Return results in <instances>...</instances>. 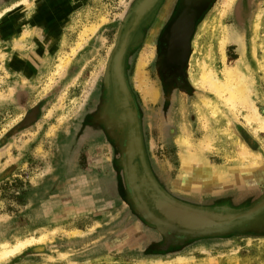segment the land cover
I'll return each instance as SVG.
<instances>
[{"label": "rangeland", "instance_id": "rangeland-1", "mask_svg": "<svg viewBox=\"0 0 264 264\" xmlns=\"http://www.w3.org/2000/svg\"><path fill=\"white\" fill-rule=\"evenodd\" d=\"M143 1L0 0V264H264V213L180 232L161 222L143 184L220 215L264 198V0H213L177 80L160 81L142 31L126 69L143 123L135 159L117 125L128 111L114 72ZM204 71L240 85L247 106L229 107L202 84ZM109 107L117 118L105 131ZM188 155L208 170L204 187L179 185L202 169L185 171Z\"/></svg>", "mask_w": 264, "mask_h": 264}, {"label": "flooded vegetation", "instance_id": "flooded-vegetation-1", "mask_svg": "<svg viewBox=\"0 0 264 264\" xmlns=\"http://www.w3.org/2000/svg\"><path fill=\"white\" fill-rule=\"evenodd\" d=\"M212 1L154 0L150 8L142 16L138 25L132 31L128 32L129 27L122 37L120 45L125 42V49L120 61L119 71L114 72L116 78L115 94L118 101L125 102V108L128 112L126 113V110L122 108L121 115L125 116L126 122L117 125L123 128L125 127V138L128 137L134 144V151L131 152V155L135 159H139L141 156L139 143L142 140L141 126H143V123L138 118V107L135 102H132V96L126 84V69L133 51L132 48L139 41H143L146 33L149 32L145 41L146 44L153 47L152 68L160 77V81L168 82L170 80L180 79L179 74L184 71L183 61L185 54L187 49L189 50V46L194 38L193 29L199 23L203 14L210 8ZM146 29L147 32L143 35L142 31ZM119 51L120 49L117 52L115 64ZM191 54L189 53L188 55L186 61L187 66ZM149 93L153 94L152 97L155 96L153 90ZM149 93H145V96L151 99L152 97ZM102 115L103 129L108 131L116 121L115 117L117 116V112L114 108L109 107L103 109ZM117 136L122 137L123 135L119 134ZM143 178L145 180L144 176Z\"/></svg>", "mask_w": 264, "mask_h": 264}, {"label": "water", "instance_id": "water-1", "mask_svg": "<svg viewBox=\"0 0 264 264\" xmlns=\"http://www.w3.org/2000/svg\"><path fill=\"white\" fill-rule=\"evenodd\" d=\"M154 0H144L140 5L128 30L132 31L142 19V16L150 8ZM127 32V34H128ZM126 34V35H127ZM125 49V42L121 45L116 60L115 69L119 71L120 61ZM146 190L150 192L152 209L159 217L161 222L170 229L180 232L192 233H211L234 227L235 225L245 223L264 213V198L254 204L249 209L231 215H220L211 212L192 210L156 194L151 185L143 180Z\"/></svg>", "mask_w": 264, "mask_h": 264}, {"label": "bare ground", "instance_id": "bare-ground-1", "mask_svg": "<svg viewBox=\"0 0 264 264\" xmlns=\"http://www.w3.org/2000/svg\"><path fill=\"white\" fill-rule=\"evenodd\" d=\"M231 1V0H230ZM22 3V2H21ZM24 3V2H23ZM239 40V39H238ZM238 43V42H237ZM239 44V43H238ZM240 47V46H239ZM240 49V48H239ZM209 65V64H208ZM141 66V64H140ZM140 70V69H139ZM210 70V69H208ZM202 73V72H201ZM236 72H231L230 71H227V76L230 78V79H233V74H235ZM241 73V72H240ZM188 75H190L188 73ZM141 76V74H140ZM200 79L202 80V84H205L210 90H212L213 92L217 93V94H220V95H224V102L229 106L231 107L232 109L235 108L236 106H247L248 104V101L246 99V97H244V92H243V89L240 85H228V86H223V85H220V83L218 84L217 81L214 79L213 76L211 75H208L205 71L201 74V76H199ZM190 79H191V76H190ZM192 79L195 81H197V77H193L192 76ZM145 80V79H144ZM201 83V81H200ZM204 85V86H205ZM207 89V88H206ZM150 90V89H149ZM148 90V92H150ZM147 93V92H146ZM212 93V92H211ZM244 93V94H243ZM150 94V93H149ZM151 97L153 96V94L151 93L150 94ZM207 145V144H206ZM206 147V146H205ZM189 157H182V164H183V169L186 171L187 168L189 169V165L191 163H195L196 167L198 166V168H202L201 170L200 169H197L194 173H195V177L194 179L191 181V180H187L186 178L184 179H181V181H179V185L182 187H187L190 186L191 184H193L194 186H198V187H204V185H207L206 181L204 178V176L208 175L209 172L207 169H205V166L203 164L200 163V160L197 158V156L194 155V157H190V155H188ZM254 156V155H253ZM255 157V156H254ZM255 159V158H254ZM201 164V167H199L198 163ZM210 166V165H209ZM251 170V169H250ZM250 172V171H249ZM219 174H217L218 176L217 177H220V175H225V174H229V173H224L223 171H220L217 172ZM214 175V174H213ZM222 175V176H223ZM216 176V175H215ZM191 178V177H190ZM217 179V178H216ZM210 180V179H209ZM220 180V179H218ZM215 181V180H214ZM26 243V242H25ZM25 243H21L19 244L18 246H16L15 249L17 248H20V247H23L25 245ZM31 243V242H30ZM5 248V247H3ZM11 252H5V254H9ZM4 254V255H5Z\"/></svg>", "mask_w": 264, "mask_h": 264}, {"label": "crops", "instance_id": "crops-1", "mask_svg": "<svg viewBox=\"0 0 264 264\" xmlns=\"http://www.w3.org/2000/svg\"><path fill=\"white\" fill-rule=\"evenodd\" d=\"M260 201H261V200H260ZM260 201H259V202H260Z\"/></svg>", "mask_w": 264, "mask_h": 264}]
</instances>
